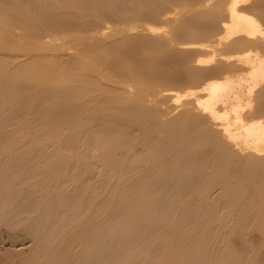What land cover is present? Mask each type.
Listing matches in <instances>:
<instances>
[{"label": "bare ground", "instance_id": "1", "mask_svg": "<svg viewBox=\"0 0 264 264\" xmlns=\"http://www.w3.org/2000/svg\"><path fill=\"white\" fill-rule=\"evenodd\" d=\"M0 264H264V0H0Z\"/></svg>", "mask_w": 264, "mask_h": 264}, {"label": "rangeland", "instance_id": "2", "mask_svg": "<svg viewBox=\"0 0 264 264\" xmlns=\"http://www.w3.org/2000/svg\"><path fill=\"white\" fill-rule=\"evenodd\" d=\"M181 90H182V89H181ZM181 90H180V91H181ZM182 91H183V90H182Z\"/></svg>", "mask_w": 264, "mask_h": 264}]
</instances>
